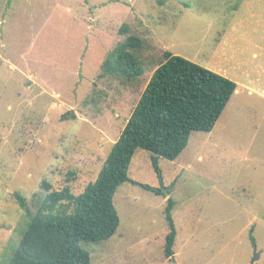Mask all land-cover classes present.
<instances>
[{
  "label": "rangeland",
  "instance_id": "rangeland-1",
  "mask_svg": "<svg viewBox=\"0 0 264 264\" xmlns=\"http://www.w3.org/2000/svg\"><path fill=\"white\" fill-rule=\"evenodd\" d=\"M128 35L143 41V73L100 77ZM250 48L264 49V0H0V264L24 225L13 194L34 214L48 191L78 195L93 182L165 53L235 78L233 66L257 65ZM247 98L228 102L210 132H192L175 160L159 158L163 189L150 154L134 153L128 177L138 185L114 194L116 233L81 244L92 264H251L254 250L253 264H264V100Z\"/></svg>",
  "mask_w": 264,
  "mask_h": 264
},
{
  "label": "trees",
  "instance_id": "trees-1",
  "mask_svg": "<svg viewBox=\"0 0 264 264\" xmlns=\"http://www.w3.org/2000/svg\"><path fill=\"white\" fill-rule=\"evenodd\" d=\"M120 32L126 35V27ZM142 46L138 36H126L106 55L99 76L123 82L139 77L143 68L137 53ZM235 89L233 81L165 53L164 62L152 72L93 182L78 195L69 186L48 191V185L43 183L48 192L34 214L24 197L13 194L24 213V225L19 240L9 251L7 264H92L90 253L81 244L103 242L116 233L120 219L113 203L114 194L125 182L138 185L128 177L134 153L143 150L150 154L162 186L159 158L175 160L186 148L192 132H210ZM68 175L73 177L74 173ZM142 187L161 193L160 189ZM173 205L168 198L164 209L168 232L163 256L171 261L176 238ZM251 233L252 228L249 240L254 245Z\"/></svg>",
  "mask_w": 264,
  "mask_h": 264
},
{
  "label": "crops",
  "instance_id": "crops-1",
  "mask_svg": "<svg viewBox=\"0 0 264 264\" xmlns=\"http://www.w3.org/2000/svg\"><path fill=\"white\" fill-rule=\"evenodd\" d=\"M248 51L250 58L254 61H257V65L251 68L240 67L239 71L236 69L239 67L233 66L232 69L234 70L235 74L238 75L235 76V78L224 77L236 84V89L228 101L229 103L231 100H234L235 97H239L241 95L248 97L245 101H248L249 97H257L264 100V80L261 81L258 77L259 72H264V49L260 48L261 52L259 56L256 51H251V48ZM163 201L166 202L165 199Z\"/></svg>",
  "mask_w": 264,
  "mask_h": 264
},
{
  "label": "water",
  "instance_id": "water-1",
  "mask_svg": "<svg viewBox=\"0 0 264 264\" xmlns=\"http://www.w3.org/2000/svg\"><path fill=\"white\" fill-rule=\"evenodd\" d=\"M162 193H163L164 196H167V191L166 190L162 191ZM257 259H258V253L254 250L253 251V258L251 260V264H253Z\"/></svg>",
  "mask_w": 264,
  "mask_h": 264
}]
</instances>
